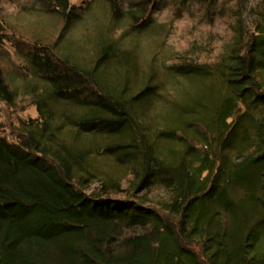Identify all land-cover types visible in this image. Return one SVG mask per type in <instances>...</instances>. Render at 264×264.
I'll return each instance as SVG.
<instances>
[{"label": "trees", "instance_id": "1", "mask_svg": "<svg viewBox=\"0 0 264 264\" xmlns=\"http://www.w3.org/2000/svg\"><path fill=\"white\" fill-rule=\"evenodd\" d=\"M137 3L128 15L139 22L153 0ZM57 7L65 12L66 0ZM106 55L83 69L90 89L84 97L67 96L76 82L47 55L52 90L36 102L42 124L22 125L19 146L0 138V264H264V30L257 28L248 46L233 47L209 71L179 68L186 80L216 77L221 90L194 86L186 103L174 104L176 115L166 118L155 143L142 154L133 152V159L146 165V183L172 186L159 211L85 196L75 187L67 157L46 143L65 131L63 123L51 126L50 102L78 104L80 117L65 119L80 136L121 135L132 112L148 103L149 87L111 94L104 78ZM0 96L12 101L1 79ZM192 125L202 128L205 142L215 148L196 159L194 168L159 146ZM115 149L127 156L136 146L108 148ZM85 157L86 151L75 152L78 160ZM135 226L148 230L122 237Z\"/></svg>", "mask_w": 264, "mask_h": 264}, {"label": "rangeland", "instance_id": "2", "mask_svg": "<svg viewBox=\"0 0 264 264\" xmlns=\"http://www.w3.org/2000/svg\"><path fill=\"white\" fill-rule=\"evenodd\" d=\"M58 1L0 0V79L12 98L0 96V138L19 146L22 125L42 124L36 102L40 96L48 99L52 90L47 55L59 61L67 80L76 82H71L67 96L84 97L90 89L83 69L107 52L103 69L111 94L117 96L123 88L136 94L149 87L148 103L132 112L129 128L121 135L80 136L65 119L80 117L78 104L70 99L56 105L50 102L51 126L63 123L65 131L46 143L67 157L75 187L85 196L159 211V204L170 200L172 186L166 181L146 183V165L137 163L133 152L142 154L155 143L166 130V118L176 115L174 104L186 103L194 86H211L212 92H220L216 77L211 82L186 80L178 70L209 71L233 47L248 46L255 30H264V0H153L139 22L128 15L138 0H66L65 12L57 7ZM75 84L86 87L74 91ZM203 133L199 126H188L182 137L162 139L159 146L171 150L178 161L183 156L194 168L196 159L215 152ZM130 144L136 149L127 156L108 150ZM78 150L86 151L83 162L75 158ZM147 230L127 228L122 237Z\"/></svg>", "mask_w": 264, "mask_h": 264}]
</instances>
